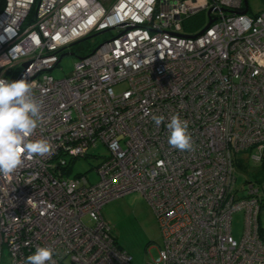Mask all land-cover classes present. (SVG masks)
<instances>
[{"label":"built area","instance_id":"2783aa9c","mask_svg":"<svg viewBox=\"0 0 264 264\" xmlns=\"http://www.w3.org/2000/svg\"><path fill=\"white\" fill-rule=\"evenodd\" d=\"M245 9L244 0H117L110 8L4 0L0 78L31 83L43 120L28 140L50 151L0 174V264L5 251L8 264H26L40 247L53 250L54 264H131L102 209L134 192L159 224L153 264H264L260 192L250 184L235 195L236 164L246 166L240 155L264 170V12ZM209 11L204 34L184 32L199 14L205 27ZM107 33L114 36L79 58L69 77L50 75L67 49ZM176 114L188 122L191 150L168 144ZM98 143L109 152L98 183L70 179L72 163ZM237 212L240 241L232 237Z\"/></svg>","mask_w":264,"mask_h":264},{"label":"rangeland","instance_id":"374dc122","mask_svg":"<svg viewBox=\"0 0 264 264\" xmlns=\"http://www.w3.org/2000/svg\"><path fill=\"white\" fill-rule=\"evenodd\" d=\"M105 8H110L117 0H98ZM249 14L258 15L264 12V0H247ZM205 14L200 18H192L186 23L187 34H198L204 29ZM201 19V23L199 21ZM114 34H105L93 39L83 41L74 47L67 49L61 58L59 65L50 73L55 80H63L69 77L78 59L89 55L98 45L110 39ZM127 85L121 83L113 87L114 93L120 94ZM249 154H242L240 158L245 162L243 169L235 167V195L243 198L248 186L253 184L258 188L260 197L264 200V172L260 164L250 160ZM109 157L106 146L101 143L91 148L87 158L77 159L71 165L69 178L85 176L89 184L96 185L99 181L96 169ZM264 171V170H263ZM264 202V201H263ZM103 217L113 232L117 246L126 252L131 258V264H153L162 247V236L155 213L140 193H129L107 203L102 209ZM83 222L89 225L85 218ZM244 213L237 212L232 218V237L240 241L243 234ZM261 236L264 239V203L259 216ZM1 264H8L6 251L3 254ZM70 264V263H67Z\"/></svg>","mask_w":264,"mask_h":264},{"label":"clouds","instance_id":"9594fccd","mask_svg":"<svg viewBox=\"0 0 264 264\" xmlns=\"http://www.w3.org/2000/svg\"><path fill=\"white\" fill-rule=\"evenodd\" d=\"M31 93L32 85L26 79L0 78V174H11L25 159L31 160L50 151L46 141L28 140L43 120L42 101ZM152 120L159 127L164 124L165 116L152 115ZM188 127V122L179 114L173 115L166 124L168 144L181 151L191 150ZM54 255L51 248L40 247L27 257L26 264H54Z\"/></svg>","mask_w":264,"mask_h":264},{"label":"water","instance_id":"95a60500","mask_svg":"<svg viewBox=\"0 0 264 264\" xmlns=\"http://www.w3.org/2000/svg\"><path fill=\"white\" fill-rule=\"evenodd\" d=\"M244 5H245V11L243 12V14H246L247 13V10H248V3H247V0H244ZM208 18H209V22H208V24L204 27V29L199 33V35H202V34H204V32L212 25V23L214 22V21H212L211 19H210V11L208 12ZM27 66L28 65H25L24 67L25 68H27Z\"/></svg>","mask_w":264,"mask_h":264},{"label":"trees","instance_id":"16d2710c","mask_svg":"<svg viewBox=\"0 0 264 264\" xmlns=\"http://www.w3.org/2000/svg\"><path fill=\"white\" fill-rule=\"evenodd\" d=\"M100 1H102V0H100ZM200 16H202V14H199V15H196V16H194L193 18H195V17H197V18H200ZM192 19V18H191ZM190 19V20H191ZM201 23V19H200V21H199V24ZM237 166H240L242 169H243V167H245L244 165H242L241 163H237L236 164ZM261 198V201H262V204L264 203L263 201V199H262V197H260ZM260 232H261V229H260ZM260 238H261V240H262V242L264 243V239L262 238V236H261V233H260Z\"/></svg>","mask_w":264,"mask_h":264},{"label":"crops","instance_id":"0c3cea01","mask_svg":"<svg viewBox=\"0 0 264 264\" xmlns=\"http://www.w3.org/2000/svg\"><path fill=\"white\" fill-rule=\"evenodd\" d=\"M3 6H4V0H0V12L3 9ZM262 172H264V171L262 170Z\"/></svg>","mask_w":264,"mask_h":264}]
</instances>
